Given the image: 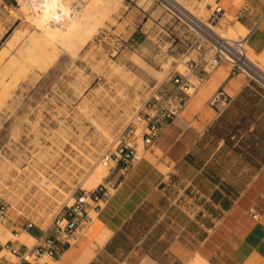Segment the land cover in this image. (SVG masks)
<instances>
[{"label": "rangeland", "instance_id": "1", "mask_svg": "<svg viewBox=\"0 0 264 264\" xmlns=\"http://www.w3.org/2000/svg\"><path fill=\"white\" fill-rule=\"evenodd\" d=\"M19 1L20 5L0 7V60L4 63L35 29L23 18L18 9L23 0ZM75 1V16L82 19L83 28L100 18L91 37L81 47L82 40L72 47H61L47 69L19 76L8 107L0 110V197L10 203L9 218L0 222L3 242L22 241L19 236L26 231L28 220L36 223L34 227L46 228L82 189L107 181L115 187L121 171L105 165L103 153L164 81L169 68L185 69L182 54L191 35L155 1L64 3L71 6ZM180 1L204 17L216 7V0ZM237 22L227 16L220 20L218 29L232 26L236 29L234 38L244 37L249 29L243 31ZM251 54L264 69L263 59L253 51ZM258 90L222 110L209 146L197 157L190 173L195 179L168 185L162 205L147 201L127 224L128 239L162 264L169 262L171 241L192 238V233L178 227L190 219L186 215L190 207L207 210L213 206L209 198L216 197L218 187L231 196L237 194L255 171L244 164L254 162L264 152V87L258 86ZM220 142L223 146L217 149ZM213 151L212 163L201 168L202 160ZM98 164L108 168V176L89 185ZM184 207H188L186 211ZM8 231L20 235L9 237ZM28 241L30 244L34 239Z\"/></svg>", "mask_w": 264, "mask_h": 264}, {"label": "crops", "instance_id": "2", "mask_svg": "<svg viewBox=\"0 0 264 264\" xmlns=\"http://www.w3.org/2000/svg\"><path fill=\"white\" fill-rule=\"evenodd\" d=\"M216 2L223 9V18L231 16L249 29L246 44L264 61V0ZM16 3L17 0H0V7H12ZM258 86H262L259 81L250 79L242 71L233 72L227 61L220 62L179 115L156 136L144 157L128 170L118 172L116 189L90 228L60 257L51 260L62 264H78L77 259L79 264H155L159 261L128 239L127 224L147 201L162 205L168 185L195 179L196 175L190 173L197 157L209 146L211 131L222 112L209 103L213 94L223 89L237 102L252 90L260 91ZM222 146L220 142L217 149ZM213 154L214 151L202 160L201 168L209 167ZM244 168H255V171L237 194L231 196L218 187L216 197L209 198L213 206L207 210L190 207L186 213L190 219L178 227L192 233V238L171 241L167 264H190L196 255L207 261L204 264H264V152L254 162L245 163ZM25 230L33 236L42 232L41 227ZM102 233L107 234L103 243L99 241ZM20 244V241L14 242V245Z\"/></svg>", "mask_w": 264, "mask_h": 264}, {"label": "built area", "instance_id": "3", "mask_svg": "<svg viewBox=\"0 0 264 264\" xmlns=\"http://www.w3.org/2000/svg\"><path fill=\"white\" fill-rule=\"evenodd\" d=\"M28 3L32 0H24ZM163 6L171 17L175 16L191 35L185 44L182 60L184 71L177 66L169 68L166 78L154 88L136 115L117 133L113 143L102 155V162L121 172L128 170L142 159L145 151L161 130L185 107L196 89L208 74L222 61H227L233 72L242 71L250 79L260 82L264 87V72L255 70L256 64L247 56L246 37L229 38L213 29L223 18V9L216 2L207 17L197 15L186 8L180 0H153ZM17 5L20 1L17 0ZM40 10V7H34ZM78 2L72 5L74 15ZM211 5L208 6L210 10ZM192 53H195L193 56ZM232 98L223 90H217L209 103L223 110ZM111 181L98 183L91 189H82L70 204L63 205L55 214L50 225L33 236L30 244L19 239H0V264H49L44 258H58L77 241L91 226L95 214L107 203L112 192ZM10 203L0 197V222L9 218ZM36 225L32 220L26 222V229ZM20 241V245H14ZM5 251V252H4ZM4 252V253H3ZM9 252L12 257L7 255ZM155 264H162L157 261Z\"/></svg>", "mask_w": 264, "mask_h": 264}, {"label": "bare ground", "instance_id": "4", "mask_svg": "<svg viewBox=\"0 0 264 264\" xmlns=\"http://www.w3.org/2000/svg\"><path fill=\"white\" fill-rule=\"evenodd\" d=\"M64 1L66 0H32V2L28 3L23 0L22 5L18 8L19 11L24 14L23 18L26 21H29L35 29L25 36L23 40L24 42L20 46L21 48L16 51V54L12 59H7L8 61L5 59L7 61H5V63L0 60V110L8 107V100L13 97V93L19 84V76H27L30 72L37 69H47L58 57L61 47H72L75 45L76 41L80 40H82L80 47L83 46L86 43V40L91 37L93 31L96 29L98 23L100 22L99 17H97L95 21L91 22L90 25L83 28L82 19L75 16L76 12L72 15V5L70 6L69 4H65ZM38 6L40 7V10L36 11L34 7ZM186 8L191 12L195 11H192V9L187 6ZM32 12H34V14H32ZM52 23L56 25H53ZM210 24H212L213 29L218 31L222 36L234 38L236 29L232 26L221 31L218 29V24ZM237 25L243 29V31L246 30L242 23L237 22ZM24 32L21 33L23 34ZM247 35L248 34H245L244 37ZM251 52L252 50L248 48V58L256 64L255 70L258 73H263L264 69L254 60ZM2 55L0 58H3ZM108 173V168L104 164H98L92 171L88 184L94 185L102 181L108 176ZM94 216L96 218L97 214ZM7 234L9 237L17 236L10 231H8ZM102 236L103 237L99 241L105 242L107 234L103 235L102 233ZM19 237L23 242H27L29 239L33 238V235H31L28 231H23ZM46 258H48L51 262L53 261L47 256ZM196 259V261L189 263L201 264L206 261L200 256H197ZM85 260H83V262H85ZM77 263L79 264L78 259ZM54 264H62V262L56 261Z\"/></svg>", "mask_w": 264, "mask_h": 264}]
</instances>
